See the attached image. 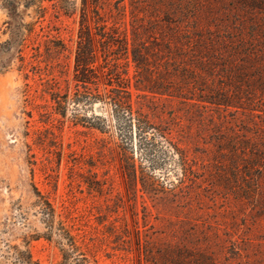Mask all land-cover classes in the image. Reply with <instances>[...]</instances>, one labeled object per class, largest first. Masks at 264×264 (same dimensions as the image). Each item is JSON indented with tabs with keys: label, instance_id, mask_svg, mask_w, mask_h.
I'll return each instance as SVG.
<instances>
[{
	"label": "rangeland",
	"instance_id": "374dc122",
	"mask_svg": "<svg viewBox=\"0 0 264 264\" xmlns=\"http://www.w3.org/2000/svg\"><path fill=\"white\" fill-rule=\"evenodd\" d=\"M114 2L99 0L98 12L127 38L132 111L154 129L138 132L99 103L69 104L64 123H53L64 158L45 173L46 152L35 144L46 136L36 131L51 127L39 116L48 105L43 81L18 71L14 50L1 53L0 264H24L28 254L34 264H59L61 250L68 264L81 254L89 264H264V165H256L264 153V0H125L121 12ZM5 19L0 0V42ZM45 25L69 50L66 73L55 75L71 96L78 14ZM88 170L102 194L83 183ZM34 187L57 214L68 213L77 250L57 232L44 238Z\"/></svg>",
	"mask_w": 264,
	"mask_h": 264
},
{
	"label": "trees",
	"instance_id": "16d2710c",
	"mask_svg": "<svg viewBox=\"0 0 264 264\" xmlns=\"http://www.w3.org/2000/svg\"><path fill=\"white\" fill-rule=\"evenodd\" d=\"M99 0H80V6H77L76 0H1V7L5 11L6 19L3 22L2 35L7 38L0 42V54L11 53L15 51V59L18 60V71H29L33 76L39 77L43 82L42 92L47 97V106H44L43 112L39 113L44 124H50V128L37 130L36 133L40 136L44 133V139H38L36 146H39L46 152V164L42 163L46 171L55 172L52 167L53 162L56 163V169L59 168L61 161L64 158L62 144L57 140V135L53 132L54 121L64 123L66 117L67 106L73 107L91 106L94 103H99L109 107L112 116L117 120H122L128 127H135L139 131L154 129L151 124L146 121H141V115L134 116L131 105V94L126 84L127 79V60L129 47L126 36L120 33L117 23H111L108 26L106 20L100 17L98 12ZM125 0H115L117 11L121 12L120 5H123ZM78 14V33L75 49L73 52L72 66V81L73 91L69 95V86L67 83L66 89L63 91L60 88L59 81L56 79L55 73L62 77L66 73L65 65L62 59H67L69 50L62 39L57 35H52L50 32L53 29L44 31L45 22L51 19L59 20L61 17L71 18ZM55 31V30H54ZM136 48H132V60L137 64ZM30 52V62H26ZM125 61L124 69L119 71V61ZM7 66L2 64L0 72L6 71ZM25 78H29L28 72L25 73ZM44 76L45 78L43 79ZM103 79V89H99V77ZM68 82L67 80H64ZM58 116V118L54 117ZM96 120H101L100 116H95ZM74 125L79 124L78 118L75 116L72 121ZM144 124L145 127H141ZM84 126V125H83ZM98 124L89 123L86 128L102 130ZM69 146V145H68ZM264 153L257 155L259 161L257 167L264 165ZM73 154H68V157ZM128 163L131 158L127 157ZM184 172L186 164L182 158ZM71 173L78 165L77 158L71 159ZM32 164H36L33 161ZM91 168L93 165L88 163ZM132 167V175L136 177L134 164ZM89 178H83V183L86 184L89 193L96 192L102 194L103 182L97 180V174L91 170L87 171ZM141 178L152 181L153 188L156 187L154 178L143 170L140 172ZM50 176V175H49ZM57 178V176H54ZM70 182L73 181V174L70 175ZM144 182H141L142 190H145ZM56 180H54V190H56ZM34 194L37 198L36 206L39 208L46 233L44 238L50 241L51 235L57 232L58 235H63L68 238L66 246L70 249L77 250L74 238L70 236V229L66 222L70 217L68 213L57 214L55 207L50 202L49 198L40 193L34 187ZM155 191V189H153ZM156 192V191H155ZM64 217V220L62 219ZM114 232L115 226L110 227ZM138 250L141 249V244L137 243ZM147 251H145V255ZM62 261L59 264H68L69 254L65 250H61ZM201 257V256H200ZM147 258V257H146ZM28 261L24 264H34L31 262L30 256H27ZM203 259V257H201ZM186 259L180 257L174 264H188ZM148 261V260H147ZM207 264L208 260L204 259ZM75 264H89L88 259L84 254L77 258Z\"/></svg>",
	"mask_w": 264,
	"mask_h": 264
}]
</instances>
